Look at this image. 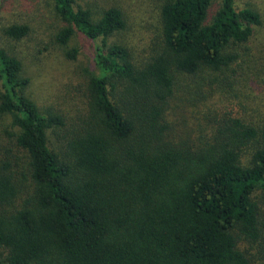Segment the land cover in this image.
<instances>
[{"label": "trees", "instance_id": "obj_1", "mask_svg": "<svg viewBox=\"0 0 264 264\" xmlns=\"http://www.w3.org/2000/svg\"><path fill=\"white\" fill-rule=\"evenodd\" d=\"M213 3L166 0L159 49L138 66L108 43L127 28L121 9L96 20L77 0H54L64 23L56 42L81 35L94 64L88 117L62 151L49 132L64 117L29 98L22 62L0 49V115L14 145L0 157V264H251L240 243L264 234V126L227 115L175 142L166 121L178 75L204 71L215 83L261 24L236 0L211 16ZM30 31L11 24L4 34L20 41Z\"/></svg>", "mask_w": 264, "mask_h": 264}, {"label": "rangeland", "instance_id": "obj_2", "mask_svg": "<svg viewBox=\"0 0 264 264\" xmlns=\"http://www.w3.org/2000/svg\"><path fill=\"white\" fill-rule=\"evenodd\" d=\"M166 0H77L79 6L92 10L100 19L105 10L117 7L124 13L127 28L110 37L109 44L127 47L133 61L145 63L159 49L161 7ZM222 0H214L213 16ZM238 10L250 8L261 16V24L246 45L232 50L238 60L229 69L213 76L204 71L196 75H178L175 92L169 101L166 121L175 142L195 140L216 129L227 115L264 126V0H236ZM11 24H28L30 34L13 40L4 34ZM64 27L54 7V0H0V49L17 57L23 74L30 79L27 95L43 112H55L65 119L66 127L49 132L52 147L62 151L88 117L89 91L86 70L94 69L92 44L76 35L67 46H60L56 36ZM78 49L72 60L67 53ZM220 81L218 84L217 82ZM210 88H213L210 89ZM1 93V86H0ZM224 117V118H223ZM11 118L0 115V157L14 149L9 140ZM250 147L248 152H252ZM246 158H248L246 156ZM251 264H264V234L257 243H240Z\"/></svg>", "mask_w": 264, "mask_h": 264}]
</instances>
